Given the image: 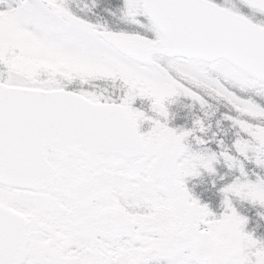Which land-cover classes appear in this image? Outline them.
<instances>
[{
	"label": "snow or ice",
	"instance_id": "1",
	"mask_svg": "<svg viewBox=\"0 0 264 264\" xmlns=\"http://www.w3.org/2000/svg\"><path fill=\"white\" fill-rule=\"evenodd\" d=\"M256 207L264 0H0V264H264Z\"/></svg>",
	"mask_w": 264,
	"mask_h": 264
},
{
	"label": "trees",
	"instance_id": "2",
	"mask_svg": "<svg viewBox=\"0 0 264 264\" xmlns=\"http://www.w3.org/2000/svg\"><path fill=\"white\" fill-rule=\"evenodd\" d=\"M210 197L212 196L208 193V203L211 206L215 203V197L209 199ZM257 212L264 214V209L259 207L249 208L245 212V214L249 217V222L246 225V229L247 231L252 232L255 238L264 239V220L260 219V217L256 215Z\"/></svg>",
	"mask_w": 264,
	"mask_h": 264
},
{
	"label": "rangeland",
	"instance_id": "3",
	"mask_svg": "<svg viewBox=\"0 0 264 264\" xmlns=\"http://www.w3.org/2000/svg\"><path fill=\"white\" fill-rule=\"evenodd\" d=\"M246 231V230H245Z\"/></svg>",
	"mask_w": 264,
	"mask_h": 264
}]
</instances>
